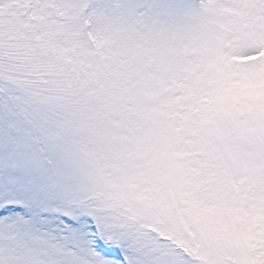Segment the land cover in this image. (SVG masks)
I'll list each match as a JSON object with an SVG mask.
<instances>
[{
    "label": "snow or ice",
    "instance_id": "snow-or-ice-1",
    "mask_svg": "<svg viewBox=\"0 0 264 264\" xmlns=\"http://www.w3.org/2000/svg\"><path fill=\"white\" fill-rule=\"evenodd\" d=\"M0 264H264V0H0Z\"/></svg>",
    "mask_w": 264,
    "mask_h": 264
}]
</instances>
